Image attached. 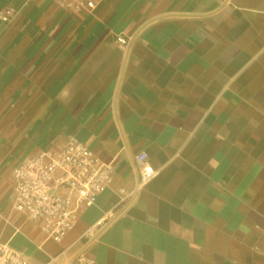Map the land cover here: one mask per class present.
Wrapping results in <instances>:
<instances>
[{"label": "crops", "instance_id": "0c3cea01", "mask_svg": "<svg viewBox=\"0 0 264 264\" xmlns=\"http://www.w3.org/2000/svg\"><path fill=\"white\" fill-rule=\"evenodd\" d=\"M96 1L0 0V244L45 264L94 228L90 264H264V0ZM69 136L113 177L56 244L12 171Z\"/></svg>", "mask_w": 264, "mask_h": 264}, {"label": "built area", "instance_id": "2783aa9c", "mask_svg": "<svg viewBox=\"0 0 264 264\" xmlns=\"http://www.w3.org/2000/svg\"><path fill=\"white\" fill-rule=\"evenodd\" d=\"M69 12L92 14L96 0H51ZM10 12L0 13L3 21ZM122 47L128 39L117 37ZM134 161L138 171V185L143 188L158 174L146 153L137 154ZM113 177L111 163L100 161L93 152L76 138L69 136L63 147L42 150L27 157L12 171L10 209L36 225L45 240L61 243L74 228L81 210L95 205L97 197L109 188ZM96 229L90 228L83 236L82 250L73 257L59 261V254L45 264H90L83 252L94 237ZM0 264H31L20 251L8 244H0Z\"/></svg>", "mask_w": 264, "mask_h": 264}]
</instances>
